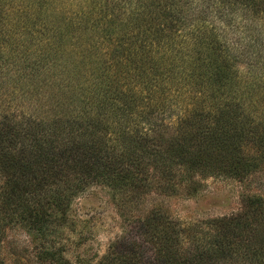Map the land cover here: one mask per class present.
<instances>
[{
    "label": "trees",
    "instance_id": "obj_1",
    "mask_svg": "<svg viewBox=\"0 0 264 264\" xmlns=\"http://www.w3.org/2000/svg\"><path fill=\"white\" fill-rule=\"evenodd\" d=\"M262 164L264 0H0V242L24 231L40 260L76 264L60 240L91 188L131 206L157 175L244 182ZM252 210L254 237L242 211L179 253L168 225L152 258L151 213L101 262L264 264V200Z\"/></svg>",
    "mask_w": 264,
    "mask_h": 264
},
{
    "label": "rangeland",
    "instance_id": "obj_2",
    "mask_svg": "<svg viewBox=\"0 0 264 264\" xmlns=\"http://www.w3.org/2000/svg\"><path fill=\"white\" fill-rule=\"evenodd\" d=\"M163 133L165 138L167 133ZM159 176L150 178L154 186L142 194L138 205H124L122 195H116L101 186H95L79 197L70 211L74 230L66 228L60 240L61 245L66 247L65 259L76 264H102V257L110 244L116 243V239L124 234V227L127 225L130 233L137 237L138 224L143 220L148 222L147 217L151 213L159 215L152 221L156 229L148 227L146 232L143 230V240H138L139 255L143 252L151 258L157 253V246L149 236L153 233L158 235L168 225L176 231L178 227L183 231L177 239L179 253L193 249L184 231L214 234L212 229L215 220L242 211L247 212V225L242 231L244 238L254 237L252 209L257 206L258 200H264V164L244 182L225 176L205 177L197 174L176 177L167 186L164 185L163 177ZM160 185L165 186L163 190ZM260 225H264V221ZM40 243L24 231H9L0 242V264H53L38 258ZM260 251L257 257H262L264 261V250Z\"/></svg>",
    "mask_w": 264,
    "mask_h": 264
}]
</instances>
